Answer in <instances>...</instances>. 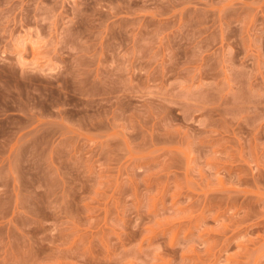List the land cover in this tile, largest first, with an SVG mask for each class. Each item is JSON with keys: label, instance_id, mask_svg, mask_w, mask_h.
I'll use <instances>...</instances> for the list:
<instances>
[{"label": "rangeland", "instance_id": "1", "mask_svg": "<svg viewBox=\"0 0 264 264\" xmlns=\"http://www.w3.org/2000/svg\"><path fill=\"white\" fill-rule=\"evenodd\" d=\"M0 264H264V0H0Z\"/></svg>", "mask_w": 264, "mask_h": 264}]
</instances>
